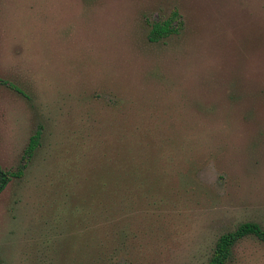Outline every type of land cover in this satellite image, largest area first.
<instances>
[{"label":"rangeland","instance_id":"rangeland-1","mask_svg":"<svg viewBox=\"0 0 264 264\" xmlns=\"http://www.w3.org/2000/svg\"><path fill=\"white\" fill-rule=\"evenodd\" d=\"M0 80V264H209L264 229V0H0Z\"/></svg>","mask_w":264,"mask_h":264},{"label":"trees","instance_id":"trees-1","mask_svg":"<svg viewBox=\"0 0 264 264\" xmlns=\"http://www.w3.org/2000/svg\"><path fill=\"white\" fill-rule=\"evenodd\" d=\"M178 19L179 14L175 12L168 20L154 23L150 31L149 40L153 43H157L175 34L177 30L173 28V25L176 21H178ZM1 82L2 81L0 80V83ZM39 136L40 133H37L31 139L30 146L27 151V155L30 157L38 145ZM21 176L22 172L10 173L5 172L0 168V195L4 192L14 177ZM247 236H255L264 242V229L256 223H245L236 231L223 235L217 243L214 255L209 264H227L231 259L233 247Z\"/></svg>","mask_w":264,"mask_h":264}]
</instances>
